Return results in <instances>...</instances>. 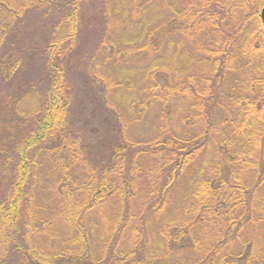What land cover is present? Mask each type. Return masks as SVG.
<instances>
[{"label":"trees","instance_id":"16d2710c","mask_svg":"<svg viewBox=\"0 0 264 264\" xmlns=\"http://www.w3.org/2000/svg\"><path fill=\"white\" fill-rule=\"evenodd\" d=\"M264 0H0V264H264Z\"/></svg>","mask_w":264,"mask_h":264},{"label":"water","instance_id":"95a60500","mask_svg":"<svg viewBox=\"0 0 264 264\" xmlns=\"http://www.w3.org/2000/svg\"><path fill=\"white\" fill-rule=\"evenodd\" d=\"M261 19H262V22H263V25H264V8L262 9V12H261Z\"/></svg>","mask_w":264,"mask_h":264}]
</instances>
